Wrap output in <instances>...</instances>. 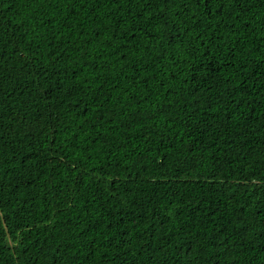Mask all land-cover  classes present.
<instances>
[{"label":"trees","instance_id":"1","mask_svg":"<svg viewBox=\"0 0 264 264\" xmlns=\"http://www.w3.org/2000/svg\"><path fill=\"white\" fill-rule=\"evenodd\" d=\"M0 264H264V0H0Z\"/></svg>","mask_w":264,"mask_h":264}]
</instances>
